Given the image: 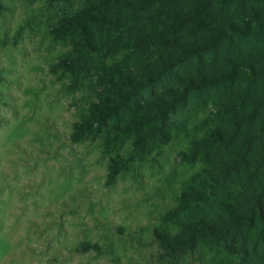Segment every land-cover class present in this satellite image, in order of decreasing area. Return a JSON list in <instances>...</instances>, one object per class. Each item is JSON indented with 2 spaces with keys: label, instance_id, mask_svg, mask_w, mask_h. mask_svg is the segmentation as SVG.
<instances>
[{
  "label": "trees",
  "instance_id": "16d2710c",
  "mask_svg": "<svg viewBox=\"0 0 264 264\" xmlns=\"http://www.w3.org/2000/svg\"><path fill=\"white\" fill-rule=\"evenodd\" d=\"M36 1L47 71L80 94L68 139L98 146L105 185L181 145L158 259L264 264V0Z\"/></svg>",
  "mask_w": 264,
  "mask_h": 264
},
{
  "label": "rangeland",
  "instance_id": "374dc122",
  "mask_svg": "<svg viewBox=\"0 0 264 264\" xmlns=\"http://www.w3.org/2000/svg\"><path fill=\"white\" fill-rule=\"evenodd\" d=\"M38 2L0 0V264H168L152 230L172 204L171 175L185 173L181 145L105 185L98 146L68 139L80 94L47 71L58 47Z\"/></svg>",
  "mask_w": 264,
  "mask_h": 264
}]
</instances>
